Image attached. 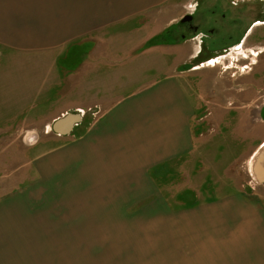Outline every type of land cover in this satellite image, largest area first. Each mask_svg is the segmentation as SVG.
<instances>
[{
  "label": "rangeland",
  "instance_id": "rangeland-1",
  "mask_svg": "<svg viewBox=\"0 0 264 264\" xmlns=\"http://www.w3.org/2000/svg\"><path fill=\"white\" fill-rule=\"evenodd\" d=\"M196 1L176 5L178 16L171 23L164 18L152 23L150 13L166 8L155 7L54 49L0 46V192L27 186L38 175V158L72 144L82 127L124 96L154 79L182 73L195 105L190 120L195 147L154 176L162 201L181 209L240 194L264 205V197L253 194L264 193V181L254 179L249 169L251 155L264 143V97H256L264 94V24L252 25L243 45L226 48L250 31L253 20H264V0ZM192 12L200 25L195 34L186 32L178 20ZM217 21L215 32L208 35L207 28ZM236 31L232 41L225 38ZM193 37L195 48L186 60L182 48L190 39L186 45L191 49ZM79 110L83 120L70 134L49 129L61 114ZM148 202L150 198L140 205ZM86 209L98 212L81 214L80 237H125L120 228L126 213L109 212L115 207ZM53 226L49 255L59 261L49 264H67L64 259L81 256L78 245H68L78 240L71 236L73 230Z\"/></svg>",
  "mask_w": 264,
  "mask_h": 264
},
{
  "label": "crops",
  "instance_id": "crops-1",
  "mask_svg": "<svg viewBox=\"0 0 264 264\" xmlns=\"http://www.w3.org/2000/svg\"><path fill=\"white\" fill-rule=\"evenodd\" d=\"M184 1L0 0V46L54 49L155 7L166 8L150 13L151 22L171 23ZM191 39V49L190 39L182 48L186 60L195 48ZM181 74L124 96L82 127L72 144L38 158V175L27 186L0 192V264L59 261L49 255L51 224L67 226L78 239L68 245H78L81 256L64 259L67 264H264V205L258 200L235 194L176 209L157 190L154 176L195 147V105ZM88 206L126 213L123 240L80 237L81 214L98 212Z\"/></svg>",
  "mask_w": 264,
  "mask_h": 264
},
{
  "label": "flooded vegetation",
  "instance_id": "flooded-vegetation-1",
  "mask_svg": "<svg viewBox=\"0 0 264 264\" xmlns=\"http://www.w3.org/2000/svg\"><path fill=\"white\" fill-rule=\"evenodd\" d=\"M198 3V0L196 1V4ZM183 16H184V18H186L184 21H182V19L181 18H183ZM183 16H181L178 20L180 21L179 22V24L182 26V28H184V30L186 31V32H188V33H191V34H195L197 31H198V29L200 28V25L199 24H197V23H195V21L197 20V16L198 15H196V14H194L193 12L192 13H185ZM237 21V20H236ZM256 21V22H255ZM255 22V23H254ZM258 22H261V23H258ZM219 24V22L217 21V22H215V23H213V24H211V25H209V26H211L210 28H207V32H208V35H209V33H211V32H215V30H216V27H217V25ZM260 24H264V20H262V21H259V20H253V22H252V24H251V28H250V31L249 32H247L246 33V30L243 32V33H241V34H239L237 37H235L236 35H237V31H236V33H234V32H229V33H227V35H225V38H231V40L230 41H232V39L234 38V40L233 41H235V42H232V43H230L229 45H227L226 46V48H229V47H231V46H235L237 43H240L241 45H243V43H244V40L247 38V36L248 35H250L251 33H252V25L254 26V27H256L257 25H260ZM237 25V24H236ZM208 26V27H209ZM223 26V24H222V21L220 22V27H222ZM219 27V28H220ZM177 30L179 31L180 29H178L177 28ZM232 36H233V38H232ZM194 38V37H193ZM225 41V40H224ZM229 41V42H230ZM218 47H216V48H214V50L215 49H217ZM226 48H224V50L223 51H225L226 50ZM199 50H198V54H199ZM194 56H197V54L196 55H194ZM256 97H264V94H259V95H257Z\"/></svg>",
  "mask_w": 264,
  "mask_h": 264
},
{
  "label": "water",
  "instance_id": "water-1",
  "mask_svg": "<svg viewBox=\"0 0 264 264\" xmlns=\"http://www.w3.org/2000/svg\"><path fill=\"white\" fill-rule=\"evenodd\" d=\"M185 19L186 18L183 17L182 18V21H184ZM68 113H71V112H67V113L61 114L59 117H61L62 119H64V118H67L69 115L74 116L75 118L72 121L71 128H70L72 130V127L78 125L81 122V120H82V114H81V112H76V113L73 112L72 114H68ZM64 115H65V117H64ZM56 121L57 120L53 121L50 124V128L49 129L60 135L61 133L58 132V131H56L55 128H54V126L56 124ZM70 129H69V131H70ZM261 163L264 164V143L261 144L255 150V152L251 155V157L249 159V169L252 172L253 178L254 179H257L258 181L259 180H264V165L262 164V167H259V164H261Z\"/></svg>",
  "mask_w": 264,
  "mask_h": 264
},
{
  "label": "bare ground",
  "instance_id": "bare-ground-1",
  "mask_svg": "<svg viewBox=\"0 0 264 264\" xmlns=\"http://www.w3.org/2000/svg\"><path fill=\"white\" fill-rule=\"evenodd\" d=\"M208 63H211V62L209 61ZM68 114H72V113H68ZM64 117H65V115H64ZM74 118H75L74 116L69 115L67 118H64V119H62L61 117H58V118L54 119L53 121L57 120L56 124L54 126L55 130L60 132L61 133L60 135L70 134L71 131H72L70 129L71 128V124H72V121L74 120ZM69 129H70V131H69ZM72 129H73V127H72Z\"/></svg>",
  "mask_w": 264,
  "mask_h": 264
},
{
  "label": "built area",
  "instance_id": "built-area-1",
  "mask_svg": "<svg viewBox=\"0 0 264 264\" xmlns=\"http://www.w3.org/2000/svg\"><path fill=\"white\" fill-rule=\"evenodd\" d=\"M81 112V110H79ZM81 114H83V112H81Z\"/></svg>",
  "mask_w": 264,
  "mask_h": 264
}]
</instances>
